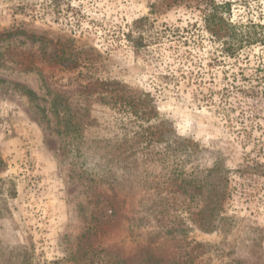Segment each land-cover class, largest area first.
Instances as JSON below:
<instances>
[{
	"label": "rangeland",
	"instance_id": "rangeland-1",
	"mask_svg": "<svg viewBox=\"0 0 264 264\" xmlns=\"http://www.w3.org/2000/svg\"><path fill=\"white\" fill-rule=\"evenodd\" d=\"M211 14L264 0H0V264H260L264 44L226 54Z\"/></svg>",
	"mask_w": 264,
	"mask_h": 264
},
{
	"label": "trees",
	"instance_id": "trees-1",
	"mask_svg": "<svg viewBox=\"0 0 264 264\" xmlns=\"http://www.w3.org/2000/svg\"><path fill=\"white\" fill-rule=\"evenodd\" d=\"M206 21L210 23L211 27H216L219 21V23L221 24L220 28L223 25L226 26V24L229 28H232L233 32L229 37L225 38V35L221 36V38L223 37V51L228 55H233L239 49L247 45H254L258 43L264 44L263 24L250 22L246 25L232 26L225 21L223 16L216 17V14L209 15ZM221 29L225 28L222 27ZM259 30L261 33L259 32ZM131 41L133 42L132 39ZM141 45H138V43L136 42L135 47L139 49ZM25 94L29 97L35 96L34 92L30 89H25ZM67 113L69 114V118L67 117L66 122L64 123L65 130L60 133L71 136L72 138H77L79 135H81L80 130L83 127V123L81 122L82 120L81 118H76L77 112L73 110L68 109L64 112V114ZM85 113H88V111H85ZM240 170L242 171V175L248 172L255 175L263 176L264 162L248 158L245 164L241 166ZM168 248L169 246L167 243H158L153 244L152 246H143L138 251L133 253L132 259H121L118 263L125 264L126 262L130 264H189L188 262H181L180 258L177 257V254H175L174 252L172 253L171 249L169 250ZM260 264H264V259L261 260Z\"/></svg>",
	"mask_w": 264,
	"mask_h": 264
}]
</instances>
